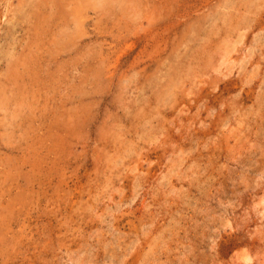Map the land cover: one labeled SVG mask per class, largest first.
Listing matches in <instances>:
<instances>
[{"label":"rangeland","instance_id":"1","mask_svg":"<svg viewBox=\"0 0 264 264\" xmlns=\"http://www.w3.org/2000/svg\"><path fill=\"white\" fill-rule=\"evenodd\" d=\"M0 264H264V0H0Z\"/></svg>","mask_w":264,"mask_h":264},{"label":"bare ground","instance_id":"2","mask_svg":"<svg viewBox=\"0 0 264 264\" xmlns=\"http://www.w3.org/2000/svg\"><path fill=\"white\" fill-rule=\"evenodd\" d=\"M33 75V74H32Z\"/></svg>","mask_w":264,"mask_h":264}]
</instances>
